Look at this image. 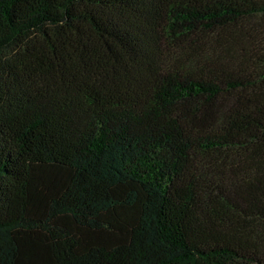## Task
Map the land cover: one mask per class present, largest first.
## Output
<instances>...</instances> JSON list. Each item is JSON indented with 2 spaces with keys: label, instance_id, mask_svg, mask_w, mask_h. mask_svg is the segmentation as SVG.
Wrapping results in <instances>:
<instances>
[{
  "label": "trees",
  "instance_id": "obj_1",
  "mask_svg": "<svg viewBox=\"0 0 264 264\" xmlns=\"http://www.w3.org/2000/svg\"><path fill=\"white\" fill-rule=\"evenodd\" d=\"M0 264H264V0H0Z\"/></svg>",
  "mask_w": 264,
  "mask_h": 264
}]
</instances>
